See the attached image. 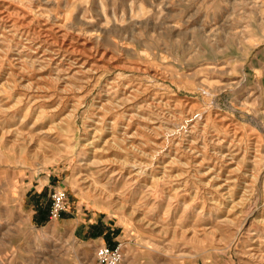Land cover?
<instances>
[{
    "label": "rangeland",
    "instance_id": "374dc122",
    "mask_svg": "<svg viewBox=\"0 0 264 264\" xmlns=\"http://www.w3.org/2000/svg\"><path fill=\"white\" fill-rule=\"evenodd\" d=\"M1 10L0 264H98L109 228L122 264H264V0H0ZM43 39L105 59L77 79L58 74L33 63L27 48ZM217 135H237L234 159ZM50 186L69 197L54 221Z\"/></svg>",
    "mask_w": 264,
    "mask_h": 264
},
{
    "label": "bare ground",
    "instance_id": "6f19581e",
    "mask_svg": "<svg viewBox=\"0 0 264 264\" xmlns=\"http://www.w3.org/2000/svg\"><path fill=\"white\" fill-rule=\"evenodd\" d=\"M7 11V10H6ZM1 12H3V10H1L0 11V13ZM5 13V12H4ZM4 13H1L0 14V22H1V20L3 21L4 19L6 20L7 18H8V15L7 16H5V14ZM8 14V13H7ZM12 14V13H11ZM10 16V15H9ZM13 17V16H12ZM15 17V16H14ZM11 19V18H10ZM14 19L15 18H13V21H14ZM8 20H9V18H8ZM19 21H20V19H19ZM2 23V22H1ZM6 23V22H5ZM4 23V25H5V27H6V24ZM21 24H22V22H21ZM16 25L17 24H12V27H9V28H13V27H15L16 28ZM19 25V24H18ZM24 24H22V26H23ZM25 26V25H24ZM4 27V26H3ZM4 27V28H5ZM20 27V26H19ZM27 26H25V28H26ZM28 28V27H27ZM21 29H23V28H21ZM45 29V28H44ZM43 29V30H44ZM2 30V29H1ZM0 30V31H1ZM7 30V29H6ZM10 30V29H9ZM29 30V29H28ZM12 31V30H11ZM21 31V30H20ZM23 31H24V29H23ZM47 31V30H46ZM8 32V31H7ZM34 32V31H33ZM41 32V31H40ZM45 32V31H44ZM2 33H4L3 31H2ZM1 33V34H2ZM11 32H9V34H10ZM25 33V32H24ZM46 33H48V32H46ZM0 34V35H1ZM8 34V33H7ZM11 34H13V33H11ZM20 34V33H19ZM4 36H6V33L5 34H3ZM25 35H26V33H25ZM33 34H31V36H32ZM46 35V34H45ZM48 35H51L50 33L48 34ZM42 36H43V34H42ZM10 37V36H9ZM9 37H7V39L9 38ZM13 37V36H12ZM22 37V36H21ZM24 37V36H23ZM22 37V38H23ZM35 37V36H34ZM38 37V36H37ZM50 37V36H49ZM25 38H26V36H25ZM45 38H47V37H45ZM52 38V37H51ZM2 39V38H1ZM24 39V38H23ZM28 39H30V38H28ZM27 39V40H28ZM35 39V38H34ZM40 39V38H39ZM57 39V38H56ZM9 40H12V38L11 39H9ZM16 40V39H15ZM58 40V39H57ZM17 41V40H16ZM20 41V40H19ZM18 41V42H19ZM26 41V40H25ZM54 41H56V40H54ZM63 41V40H62ZM64 41H65V39H64ZM63 41V42H64ZM27 42H30V40H28ZM26 42V43H27ZM32 42V41H31ZM36 42V41H35ZM20 44H21V42H19ZM34 43V42H33ZM70 43V42H69ZM72 44V43H71ZM80 44H82V43H80ZM30 45V44H29ZM73 45H74V43H73ZM77 45H79V44H77ZM23 46V45H22ZM28 46V45H27ZM67 46V47H66ZM82 46V45H81ZM84 47V46H83ZM86 47V46H85ZM73 48V47H72ZM70 49V47H69V45H66L65 43H61V45H57V44H55V42L54 43H52L49 39L47 40V39H43V40H41V41H39L38 43H34L32 46H29L27 49L29 50L30 49V51L32 50V52H33V58H35V60L33 61V63L36 61V62H39V63H41V64H43L44 66L46 65V66H48V65H54V67H55V69L57 70V73L58 74H60V73H64L65 71H67L66 73H65V75L66 74H68V76L70 75V74H72V76L74 75H76L75 73H78L79 72V74L80 73H85V72H89V73H91V71H95V69H97V68H99V65H98V63L99 62H101V61H104L103 59H105V54H104V52H103V54H99V52H91L90 51V54H88L86 51H83V48H81L82 50H79V49H77V48H75V49ZM87 48V47H86ZM92 49V48H91ZM90 50V49H89ZM96 50V49H95ZM16 52V51H15ZM16 55V54H15ZM27 56V55H26ZM107 56V55H106ZM29 57V56H28ZM32 57V55L29 57V58H31ZM78 57V58H77ZM72 59V60H71ZM111 59V58H110ZM94 60V61H93ZM93 61V63L91 64V62ZM106 63H107V61H106ZM37 64V63H36ZM74 64L76 65V66H78L77 68H79L78 70H74ZM102 64V63H101ZM108 64V63H107ZM119 65V64H118ZM101 66V65H100ZM105 66V65H104ZM108 66V65H107ZM106 66V67H107ZM110 66V65H109ZM108 66V67H109ZM41 67H43V66H41ZM53 66H52V68H54ZM131 67V66H130ZM40 68V67H39ZM44 68V67H43ZM131 68H133V66L131 67ZM146 68V67H145ZM102 70V69H101ZM106 70V69H105ZM108 70V69H107ZM131 70V69H130ZM53 71H54V69H53ZM73 71H76V72H73ZM98 72H99V70H98ZM88 73V74H89ZM93 73V72H92ZM138 73V72H137ZM20 75V74H19ZM57 75V74H56ZM63 75V74H62ZM154 75V74H153ZM17 76H18V74H17ZM67 76V75H66ZM73 76V77H74ZM95 76V75H94ZM57 77V76H56ZM82 77H84L83 75H82ZM89 77V76H88ZM63 78V77H62ZM74 78H76L77 79V77H74ZM87 78V77H86ZM95 78V77H94ZM134 78V77H133ZM64 79V78H63ZM59 80H60V78H59ZM65 80V79H64ZM78 80H79V78H78ZM87 80H89V78L88 79H86L85 80V82L87 81ZM157 80V79H156ZM82 81H84V79H82ZM143 82V81H142ZM73 83H74V81H73ZM88 83V82H87ZM152 84V83H151ZM75 86L77 85V84H74ZM74 86V87H75ZM143 86V85H142ZM78 88L80 87V86H77ZM105 87V86H104ZM125 87V86H124ZM37 88H38V86H37ZM84 88V87H83ZM67 89V88H66ZM80 89V88H79ZM82 89V88H81ZM132 90V89H131ZM135 91H137V90H135ZM166 91V90H165ZM107 93V92H106ZM152 95V94H151ZM153 98V97H152ZM127 99V98H126ZM169 99V98H168ZM123 100V99H122ZM121 101V100H120ZM128 101V100H127ZM153 101V100H152ZM161 101V100H160ZM188 102V101H187ZM176 103V102H175ZM107 103H105L104 105H106ZM153 104V103H152ZM160 104V103H159ZM171 104V103H170ZM149 105V104H148ZM151 105V104H150ZM154 105H155V103H154ZM189 105V104H188ZM146 106V105H145ZM161 106V104L159 105V107ZM154 107V106H153ZM109 108V107H108ZM107 108V109H108ZM137 108V107H136ZM155 108H157V107H155ZM103 109H105V108H103ZM161 110V109H160ZM138 111V110H137ZM186 111V110H185ZM208 111V110H207ZM191 112V111H190ZM211 112V111H210ZM162 113V112H161ZM169 113V112H168ZM158 115V114H157ZM161 115V114H160ZM170 114H168L167 116H169ZM162 116H164V115H162ZM161 116V117H162ZM170 117V116H169ZM176 117V116H175ZM225 117V116H224ZM67 118V117H66ZM104 118V117H103ZM155 118V117H154ZM166 118V117H165ZM156 119H158V118H156ZM167 119V118H166ZM172 119V118H171ZM225 119V118H224ZM232 119V118H231ZM164 120V119H163ZM163 120H161V122L163 121ZM173 120H174V118H173ZM160 121V120H159ZM193 121V120H192ZM166 122V121H165ZM174 121H172V120H168V124H171L172 125V123H173ZM186 123H188L189 124V122L190 121H185ZM210 122V121H209ZM198 123V122H197ZM177 124V123H176ZM204 124V123H203ZM234 124V123H233ZM175 125V124H174ZM198 125V124H197ZM217 125H219V124H217ZM161 126V125H160ZM181 126V125H180ZM158 127V126H157ZM175 127H176V125H175ZM213 127V126H212ZM192 127H190V129H191ZM198 127H193V130L190 132V133H194L195 132V130L197 129ZM170 129V128H169ZM177 129V128H176ZM188 129H189V126H188ZM94 130H96V128L94 129ZM135 130H136V128H135ZM99 131L100 130H97V131H95V136H96V134L97 133H99ZM230 131V130H229ZM229 134V133H228ZM232 134H236V133H232ZM169 135V134H168ZM209 135V134H208ZM216 135V134H215ZM230 135V134H229ZM233 136H235V135H233ZM237 136V135H236ZM236 136L234 137V138H232V140L231 141H227L226 140V138L223 136V138L221 139H219V137H218V135H217V138H215V137H212V142L214 143V145H215V143L216 144H220L221 146H224V144L227 142V146L225 145L224 147H223V149H221L220 150V152H224V151H226L225 152V154L223 155V157H225V156H231V158L232 159H234V157H235V153H238V152H236V150H237V147H236V145L238 144V143H236ZM197 137V136H196ZM243 138V137H242ZM241 139V138H240ZM113 140V139H112ZM239 140V139H238ZM243 139H241L240 141H242ZM245 140V139H244ZM92 141V140H91ZM108 141H111L110 139L109 140H106V142H108ZM105 142V144H107ZM222 142H224V144L222 143ZM111 143V142H110ZM236 143V144H235ZM109 144V143H108ZM242 144V143H241ZM98 145V144H97ZM219 145V146H220ZM249 145V144H248ZM253 145V144H252ZM92 146V145H91ZM116 146V145H115ZM239 146V145H238ZM249 147V146H248ZM190 148V147H189ZM239 148V147H238ZM93 149V148H92ZM213 149V148H212ZM252 149V148H251ZM254 149H255V147H254ZM123 150V149H122ZM242 150V149H241ZM218 151V150H217ZM239 151H240V149H239ZM244 151V150H243ZM249 152H250V150H248ZM254 151H256V149L254 150ZM254 151H252V152H254ZM245 152H247V151H245ZM245 152H243V154H246ZM199 153V152H198ZM254 153H256V152H254ZM212 154V153H211ZM198 156V155H197ZM250 156V155H249ZM251 158H252V156H250ZM205 158V157H204ZM242 158H244V156L242 157ZM241 158V159H242ZM204 160V159H203ZM252 160V159H251ZM132 161V160H131ZM249 161V160H248ZM133 162H136V161H133ZM132 162V163H133ZM240 162H242V161H240ZM255 162V161H254ZM231 163V162H230ZM252 163V162H251ZM137 164H139V163H137ZM240 164V163H239ZM242 164H243V162H242ZM242 164H240V165H242ZM254 164V163H253ZM133 165V164H132ZM140 165L142 166V164L140 163ZM240 165H239V167H240ZM138 166V165H137ZM138 167H140V166H138ZM132 168V167H131ZM143 170V169H142ZM248 170V169H247ZM134 171V170H133ZM252 171V170H251ZM249 172V171H248ZM132 173V172H131ZM137 173L138 174H141L142 173V171L140 170V169H138V171H137ZM253 173V172H252ZM141 177V176H140ZM236 180V179H235ZM250 180V179H249ZM223 190V189H222ZM227 194V193H226ZM228 196H230L229 194H228ZM231 197V196H230ZM233 197V196H232ZM241 200L243 199V198H240ZM238 203V202H237ZM235 205V204H234ZM260 221V220H259ZM263 221V220H262Z\"/></svg>",
    "mask_w": 264,
    "mask_h": 264
},
{
    "label": "built area",
    "instance_id": "2783aa9c",
    "mask_svg": "<svg viewBox=\"0 0 264 264\" xmlns=\"http://www.w3.org/2000/svg\"><path fill=\"white\" fill-rule=\"evenodd\" d=\"M50 199L49 220H58L67 209L68 192L65 188L55 189ZM96 255L98 264H122L124 260L122 243L120 242L117 246L102 245Z\"/></svg>",
    "mask_w": 264,
    "mask_h": 264
},
{
    "label": "crops",
    "instance_id": "0c3cea01",
    "mask_svg": "<svg viewBox=\"0 0 264 264\" xmlns=\"http://www.w3.org/2000/svg\"><path fill=\"white\" fill-rule=\"evenodd\" d=\"M49 182H50V178H48L47 180H44L43 181V187H47L48 185H49ZM42 187V188H43ZM53 188V187H52ZM51 188V186H50V197H51V194H52V192L55 190V189H58V188H64V187H58V188H54V189H52ZM68 209V208H67ZM67 209H66V211H67ZM47 214H48V212H47ZM47 214H43V213H41V214H39V215H37V217L35 218V220H37V221H39V222H45V221H47L46 219H47ZM81 225H82V223L81 224H78L76 227H75V229H74V234L77 236L78 234H81V231L79 230V228L81 227ZM95 227V226H94ZM90 227L89 226H86L85 227V229L82 231V234H81V237H82V235H85L86 234V232H87V230L89 229ZM109 231H113V228H109L108 230H105L103 233H102V235H105V237H102V242L104 243V245H105V243H106V235L108 234V232ZM109 235V234H108ZM110 235H112V233L110 234ZM98 238H100V237H98ZM108 240V239H107ZM113 241V243L114 242H116V241H118V239L117 238H115V239H113L112 240ZM111 242V241H110ZM109 242V243H110ZM112 244V243H111ZM115 244V243H114Z\"/></svg>",
    "mask_w": 264,
    "mask_h": 264
}]
</instances>
